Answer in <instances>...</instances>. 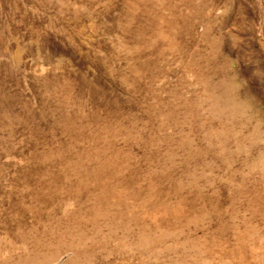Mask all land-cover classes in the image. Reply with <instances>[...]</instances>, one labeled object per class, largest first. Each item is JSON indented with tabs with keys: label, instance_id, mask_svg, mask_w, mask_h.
Wrapping results in <instances>:
<instances>
[{
	"label": "rangeland",
	"instance_id": "374dc122",
	"mask_svg": "<svg viewBox=\"0 0 264 264\" xmlns=\"http://www.w3.org/2000/svg\"><path fill=\"white\" fill-rule=\"evenodd\" d=\"M32 262L264 264V0H0V264Z\"/></svg>",
	"mask_w": 264,
	"mask_h": 264
},
{
	"label": "bare ground",
	"instance_id": "6f19581e",
	"mask_svg": "<svg viewBox=\"0 0 264 264\" xmlns=\"http://www.w3.org/2000/svg\"><path fill=\"white\" fill-rule=\"evenodd\" d=\"M217 106V105H216ZM32 264H33V262H32Z\"/></svg>",
	"mask_w": 264,
	"mask_h": 264
}]
</instances>
